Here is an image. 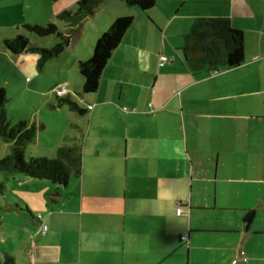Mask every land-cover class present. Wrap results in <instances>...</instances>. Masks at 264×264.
Returning <instances> with one entry per match:
<instances>
[{"label": "crops", "instance_id": "0c3cea01", "mask_svg": "<svg viewBox=\"0 0 264 264\" xmlns=\"http://www.w3.org/2000/svg\"><path fill=\"white\" fill-rule=\"evenodd\" d=\"M120 1L101 2L72 35L70 22L57 23L69 44L54 76L4 44L16 60L13 77L18 65L26 86L46 90L35 92L39 107L22 120L38 129L29 157L53 158L79 142L83 158L82 176L59 190L24 175L28 191L17 195L28 208L20 211L35 227L12 255L18 264H264V0H159L147 12ZM77 2L55 1L48 23ZM125 16L134 22L97 92L83 93L80 63ZM199 18L231 20L244 38L241 66L202 74L187 68L185 37ZM61 85L69 90L61 99L84 113L61 103L53 91ZM54 128L62 133L51 142L44 131ZM42 183L49 200H58L45 206L33 197V184ZM249 210L256 216L246 228Z\"/></svg>", "mask_w": 264, "mask_h": 264}, {"label": "trees", "instance_id": "16d2710c", "mask_svg": "<svg viewBox=\"0 0 264 264\" xmlns=\"http://www.w3.org/2000/svg\"><path fill=\"white\" fill-rule=\"evenodd\" d=\"M104 0H78L74 12L65 11L57 19L70 22L72 35L76 27L87 16L93 15L95 9ZM130 7H137L147 12L154 8L159 0H123ZM134 18L125 16L117 18L110 29L96 42L92 57L80 63V73L84 78L83 93H96L102 73L121 44L125 34L132 26ZM29 32L40 37L57 36L60 39L52 49L34 45L29 37L18 34L4 42L6 48L14 54L36 53L42 56L40 64L50 58H56L68 46V38L63 35L55 23L46 25L24 23ZM185 65L194 74L211 73L222 68H236L245 61L243 34L234 29L228 18H199L190 34L185 37L183 47ZM61 103L71 106V109L84 113L76 104L68 99ZM10 99L5 88H0V142L6 141L11 145V153L0 159V171L11 174H23L36 180H47L56 189L68 186L72 175L79 178L83 172L82 145L77 142L64 145L57 150L56 157H29L25 160L27 146L37 138L38 129L34 123L21 121L12 125L8 119L7 105ZM2 192V190H0ZM264 207V202H263ZM256 216L255 210H249L244 216L243 223L250 228ZM0 264H18L15 256L6 253L0 259Z\"/></svg>", "mask_w": 264, "mask_h": 264}, {"label": "rangeland", "instance_id": "374dc122", "mask_svg": "<svg viewBox=\"0 0 264 264\" xmlns=\"http://www.w3.org/2000/svg\"><path fill=\"white\" fill-rule=\"evenodd\" d=\"M55 1L57 0H0V82L5 87L6 93L10 99V102L7 105V114L12 125L17 124L24 119H29V117L35 114V111L39 107L37 104L38 100L35 102V99H37L39 95L35 94V92L42 94L45 93L46 90L44 85H41L42 87L39 92L32 89V85L29 87L26 86V83L24 84L26 77L23 76L22 79L20 73L21 70L18 65V77H13V65L16 64V60L15 58L11 59L6 51H4L6 49L1 38L7 37L11 39L18 34H24L29 37L31 42L36 44L40 43L38 45L41 48H54L60 43V41L56 43L54 39L55 36L40 37L35 33L29 32L22 25V22L31 23L33 25H46V23L53 20L52 13ZM118 1L121 2L120 0ZM54 21L56 25L57 23H62V21L58 19ZM27 56H34L39 61L42 58L40 54L36 53H28ZM59 57L62 58L59 59ZM67 57L68 55H65L64 53L56 58H50L40 64V67L47 68L49 75L54 76L62 62L61 60L66 59ZM29 68L30 67L28 66H24V69L28 70ZM40 72L41 71H39V73ZM41 78L43 83L49 82V79L43 75H41ZM10 79H14L12 80V84L9 83ZM29 80H31V78ZM61 130L62 129L60 128H54L44 131V133L48 132L45 135L47 139L53 142L59 135L61 136ZM64 145H71V142ZM30 150L32 152L36 151L34 146H31L29 151ZM10 153V146L6 141H1L0 159ZM25 160L29 161L28 153L26 154ZM25 178L26 177L22 174L12 176L9 173L0 171V190H2V192H0V259L4 257L5 253L16 254L19 256L18 254L20 253L21 245H25L27 238L30 236L28 233V226L35 227L33 221L28 219L24 212L20 211H25L28 208V203L17 195L18 193H25L28 191ZM74 182L75 176L72 175L70 184L72 185ZM43 186L44 183L38 185L33 184L32 190L35 191V194L33 195L34 198H38V200L42 201L45 206L48 205V203L51 204L52 200H58V198L55 197H52V200H49L47 195L48 188L46 190ZM5 194L7 195V198ZM41 196H43L44 199H41ZM12 203H16L17 207L20 209L10 208V206L14 205ZM36 213H39V211L36 210Z\"/></svg>", "mask_w": 264, "mask_h": 264}, {"label": "built area", "instance_id": "2783aa9c", "mask_svg": "<svg viewBox=\"0 0 264 264\" xmlns=\"http://www.w3.org/2000/svg\"><path fill=\"white\" fill-rule=\"evenodd\" d=\"M166 61H167V57L162 56L161 57V64L163 65L164 62H166ZM53 91L57 95V97H59V98H64L65 96L69 95V90L67 89L66 85H61V86L55 88ZM92 109H93V106H89V110H92ZM182 213H183V209L181 207H179L177 210V215L181 216ZM39 217H40V215H39ZM47 230H48V227L46 225L42 224L41 231L43 232V234L46 233ZM182 239L186 240V237H183ZM241 255H242L243 261L246 262L248 260L246 253L242 252Z\"/></svg>", "mask_w": 264, "mask_h": 264}]
</instances>
